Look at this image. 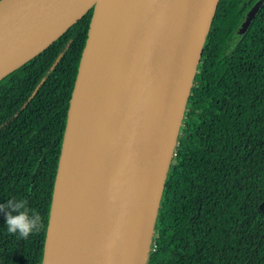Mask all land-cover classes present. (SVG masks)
<instances>
[{"label":"trees","instance_id":"trees-1","mask_svg":"<svg viewBox=\"0 0 264 264\" xmlns=\"http://www.w3.org/2000/svg\"><path fill=\"white\" fill-rule=\"evenodd\" d=\"M259 10L245 33L248 14ZM94 14L0 80V204L40 217L5 230L0 264H43L59 163ZM240 39L232 45V39ZM147 264H264V0H220L167 175Z\"/></svg>","mask_w":264,"mask_h":264},{"label":"water","instance_id":"water-1","mask_svg":"<svg viewBox=\"0 0 264 264\" xmlns=\"http://www.w3.org/2000/svg\"><path fill=\"white\" fill-rule=\"evenodd\" d=\"M220 0H2L0 80L94 14L71 102L43 264L58 248V184L87 55L111 49L77 214L72 264H147L154 227L201 53ZM255 6L241 26L255 18Z\"/></svg>","mask_w":264,"mask_h":264},{"label":"bare ground","instance_id":"bare-ground-1","mask_svg":"<svg viewBox=\"0 0 264 264\" xmlns=\"http://www.w3.org/2000/svg\"><path fill=\"white\" fill-rule=\"evenodd\" d=\"M112 33L100 35L95 49L86 57L84 71L72 110L70 127L58 184L59 218L55 244H62L53 264H72L78 229L77 214L90 162L92 137L101 100Z\"/></svg>","mask_w":264,"mask_h":264},{"label":"clouds","instance_id":"clouds-1","mask_svg":"<svg viewBox=\"0 0 264 264\" xmlns=\"http://www.w3.org/2000/svg\"><path fill=\"white\" fill-rule=\"evenodd\" d=\"M0 212L5 214V230L8 234L27 239L31 234L39 231L40 217L30 211L23 199H8L0 204Z\"/></svg>","mask_w":264,"mask_h":264},{"label":"rangeland","instance_id":"rangeland-1","mask_svg":"<svg viewBox=\"0 0 264 264\" xmlns=\"http://www.w3.org/2000/svg\"><path fill=\"white\" fill-rule=\"evenodd\" d=\"M239 39H240V36H239V34H237V35L232 39L231 44H232V45H236V44L238 43Z\"/></svg>","mask_w":264,"mask_h":264},{"label":"snow or ice","instance_id":"snow-or-ice-1","mask_svg":"<svg viewBox=\"0 0 264 264\" xmlns=\"http://www.w3.org/2000/svg\"><path fill=\"white\" fill-rule=\"evenodd\" d=\"M0 3H2V0H0Z\"/></svg>","mask_w":264,"mask_h":264}]
</instances>
